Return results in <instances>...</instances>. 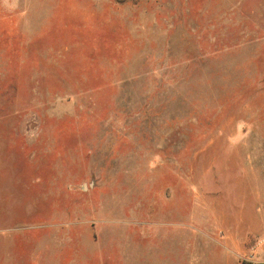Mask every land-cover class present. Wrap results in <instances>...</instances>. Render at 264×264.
I'll use <instances>...</instances> for the list:
<instances>
[{"label": "rangeland", "instance_id": "1", "mask_svg": "<svg viewBox=\"0 0 264 264\" xmlns=\"http://www.w3.org/2000/svg\"><path fill=\"white\" fill-rule=\"evenodd\" d=\"M0 264H264V0H0Z\"/></svg>", "mask_w": 264, "mask_h": 264}]
</instances>
